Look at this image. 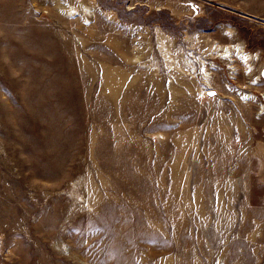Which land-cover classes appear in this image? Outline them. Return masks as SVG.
Segmentation results:
<instances>
[{"label":"rangeland","instance_id":"rangeland-1","mask_svg":"<svg viewBox=\"0 0 264 264\" xmlns=\"http://www.w3.org/2000/svg\"><path fill=\"white\" fill-rule=\"evenodd\" d=\"M228 44L259 72L264 0H0V264H264Z\"/></svg>","mask_w":264,"mask_h":264},{"label":"bare ground","instance_id":"bare-ground-1","mask_svg":"<svg viewBox=\"0 0 264 264\" xmlns=\"http://www.w3.org/2000/svg\"><path fill=\"white\" fill-rule=\"evenodd\" d=\"M69 7H70V5H68V8ZM160 47H161L162 52L164 53V55L168 53L167 48H165L164 45H161ZM237 51L243 52L242 47L241 46H237V45H233V44L232 45L228 44V45L225 46V50H224L225 54L222 57H230L231 59H233L232 56H234L235 54H240L243 57V60L245 61V64H244L245 71L240 72L239 73V77H242L243 75L247 76L249 78V84L252 85L253 87H256L255 84H258L260 82L261 78L264 79V63L260 67L259 72L257 74H255V75H253V73L255 72V70H254L255 68L252 67V64H249V63H252V61H253V58H251L252 57L251 53L243 52V54H242V53H237ZM254 57L255 58H260V57H257V56H254ZM240 71H242V70H240ZM201 73H202V79L205 80L206 77H205V75H203V71L200 72V75H201ZM232 73H234V72H232ZM250 76H252V79L250 78ZM209 86H210L209 90H215V89L212 88L211 84H209ZM180 88L181 87H178L175 84L172 85V89L175 90V94L180 92ZM189 88L191 89V87H189ZM245 88H248V85H246ZM261 95L264 98V93H262ZM237 97H238V99H244V100H247V101H249V100L256 101L258 99L255 94L249 93L247 91L240 92L237 95ZM254 112L259 114V113H264V110H262L261 107H259L258 111L255 110Z\"/></svg>","mask_w":264,"mask_h":264},{"label":"water","instance_id":"water-1","mask_svg":"<svg viewBox=\"0 0 264 264\" xmlns=\"http://www.w3.org/2000/svg\"><path fill=\"white\" fill-rule=\"evenodd\" d=\"M208 93H209V95H215V94H217V91L216 90H209Z\"/></svg>","mask_w":264,"mask_h":264}]
</instances>
